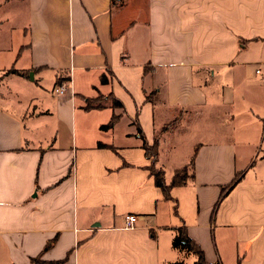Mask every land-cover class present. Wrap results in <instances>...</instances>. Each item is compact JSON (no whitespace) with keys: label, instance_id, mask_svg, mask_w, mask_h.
Listing matches in <instances>:
<instances>
[{"label":"crops","instance_id":"crops-1","mask_svg":"<svg viewBox=\"0 0 264 264\" xmlns=\"http://www.w3.org/2000/svg\"><path fill=\"white\" fill-rule=\"evenodd\" d=\"M263 146L264 0H0V264H264Z\"/></svg>","mask_w":264,"mask_h":264},{"label":"trees","instance_id":"trees-1","mask_svg":"<svg viewBox=\"0 0 264 264\" xmlns=\"http://www.w3.org/2000/svg\"><path fill=\"white\" fill-rule=\"evenodd\" d=\"M11 72L15 73L17 72L16 70H11ZM106 79L104 77H102V81L104 82ZM61 80H58L57 84H60ZM91 103L89 102V100H87V108L90 107ZM113 105L114 106H119L120 105V101L114 99L113 100ZM107 125L103 126V128H105ZM139 133L140 136H142V132L141 129H139ZM144 137V136H142ZM100 146H103L102 144H99ZM143 148L146 151L147 156L151 159V160H155L156 157V151H155V144L148 146L146 143V140L143 139ZM193 157V156H192ZM193 158H191L189 164H187L185 167L181 168L180 170H177L175 172V174L173 175V177L171 178V182L169 184H167L164 180L163 177V171L153 165H151L150 167V175L153 176V180L155 181V184L162 190V192L164 193V195L169 196L168 195V189L172 186H178L181 185L185 182L186 177L188 176H192V174H190L192 168H193ZM240 176H241V172L240 173H236L233 177V179L225 186L221 189V195L220 198L224 197L226 195V191L229 190L230 188H232L235 184H237L240 181ZM53 240L54 239H50L49 242H47V245L44 247V250L48 249L50 247V245L53 244ZM173 247L175 248H186L188 250H191L193 253H195L198 257L196 264H207L204 261V256L203 253L201 251V249H199V247H197V245L191 240L189 239L184 230H180L178 235H176L173 238V242H172ZM32 263H40V256L37 255L35 257H33L32 259ZM169 264H181L180 262H173V263H169ZM213 264H218V263H213Z\"/></svg>","mask_w":264,"mask_h":264},{"label":"built area","instance_id":"built-area-1","mask_svg":"<svg viewBox=\"0 0 264 264\" xmlns=\"http://www.w3.org/2000/svg\"><path fill=\"white\" fill-rule=\"evenodd\" d=\"M66 84H61L60 86H56L54 87L53 91L55 94L60 95L61 93H63L66 89ZM125 222H124V226L131 228L133 227L134 223L136 222V216L133 214H126L124 216Z\"/></svg>","mask_w":264,"mask_h":264},{"label":"rangeland","instance_id":"rangeland-1","mask_svg":"<svg viewBox=\"0 0 264 264\" xmlns=\"http://www.w3.org/2000/svg\"><path fill=\"white\" fill-rule=\"evenodd\" d=\"M263 149H264V146H263ZM263 149H261V151H258V156L263 154Z\"/></svg>","mask_w":264,"mask_h":264}]
</instances>
